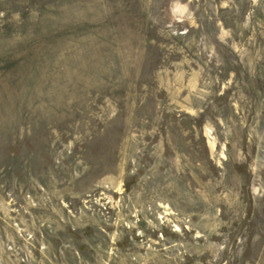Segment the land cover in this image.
Masks as SVG:
<instances>
[{"label":"rangeland","instance_id":"1","mask_svg":"<svg viewBox=\"0 0 264 264\" xmlns=\"http://www.w3.org/2000/svg\"><path fill=\"white\" fill-rule=\"evenodd\" d=\"M0 264H264V0H0Z\"/></svg>","mask_w":264,"mask_h":264}]
</instances>
